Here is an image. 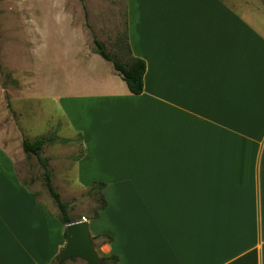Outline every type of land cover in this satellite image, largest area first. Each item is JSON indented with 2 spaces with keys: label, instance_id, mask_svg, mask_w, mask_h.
<instances>
[{
  "label": "crops",
  "instance_id": "crops-1",
  "mask_svg": "<svg viewBox=\"0 0 264 264\" xmlns=\"http://www.w3.org/2000/svg\"><path fill=\"white\" fill-rule=\"evenodd\" d=\"M125 33L140 94L76 35L49 63L54 129L83 149L60 177L104 183L89 234L118 264H264V2L125 0ZM5 119L0 264H52L65 225L19 178Z\"/></svg>",
  "mask_w": 264,
  "mask_h": 264
},
{
  "label": "rangeland",
  "instance_id": "rangeland-1",
  "mask_svg": "<svg viewBox=\"0 0 264 264\" xmlns=\"http://www.w3.org/2000/svg\"><path fill=\"white\" fill-rule=\"evenodd\" d=\"M125 34V0H0V121L6 117L9 131L17 133L13 141H18L14 159L19 178L51 214L59 216V211L44 185L43 170L34 155L23 152L20 142L24 138L32 141L44 131L52 132L56 118L63 114L62 106L51 97L62 89L49 79L64 77V73L51 72L49 63L57 61L65 68L64 52L73 41L69 35L82 39L92 51L95 36L113 59L126 62ZM101 61L111 69L110 62ZM70 71L67 73L71 77L77 74ZM68 108L73 110L71 105ZM71 117L78 126V115L71 111ZM82 150L76 141L65 146L45 144L40 150L41 156L49 158L47 168L53 187L67 203L72 220L91 219L97 211L95 191L87 194L86 184L76 178L66 183L60 177L59 168L69 171L73 157ZM90 238L100 257V241ZM63 264L87 263L74 257Z\"/></svg>",
  "mask_w": 264,
  "mask_h": 264
},
{
  "label": "trees",
  "instance_id": "trees-1",
  "mask_svg": "<svg viewBox=\"0 0 264 264\" xmlns=\"http://www.w3.org/2000/svg\"><path fill=\"white\" fill-rule=\"evenodd\" d=\"M92 44L93 50L100 55L104 60L111 63L113 71L117 74L125 83L127 89L132 94H140L143 90V75L145 72V62L142 59L136 58L131 55L129 44L127 42L126 34H125V50L127 52L128 61L120 62L111 57V55L105 50V47L101 41H99L95 36H92ZM56 129L52 132L40 135L34 138L32 141L28 139H22L21 147L24 153L34 155L39 166L42 168V177L44 181V185L46 187L47 192L53 198L56 203V206L59 211V220L65 225L72 218L68 214L67 203L62 201L60 198V194L54 189L52 181H51V173L47 168L48 157H43L40 155V150L45 144H67L69 142L75 141L77 139H68L59 137L56 133ZM80 138V136L78 137ZM80 157L76 155L73 157V160H76ZM104 187V183L101 182H92L88 185L87 194L91 192H96L98 197H95V202L97 204V211L103 208L106 205L105 198L101 193V189ZM97 211L91 216L94 218L97 216ZM93 239L99 240L100 243L109 242L111 240V236L101 234L94 236ZM60 254L57 255L55 261L52 264H63L58 263V258ZM73 259V258H70ZM100 259L103 264H118V257L113 254H103L101 253Z\"/></svg>",
  "mask_w": 264,
  "mask_h": 264
},
{
  "label": "water",
  "instance_id": "water-1",
  "mask_svg": "<svg viewBox=\"0 0 264 264\" xmlns=\"http://www.w3.org/2000/svg\"><path fill=\"white\" fill-rule=\"evenodd\" d=\"M74 257L80 258L87 264H103L94 250L85 218L70 220L65 224V245L58 263Z\"/></svg>",
  "mask_w": 264,
  "mask_h": 264
}]
</instances>
